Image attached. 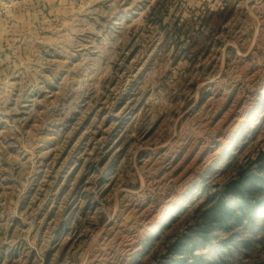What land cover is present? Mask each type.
I'll return each mask as SVG.
<instances>
[{
    "label": "rangeland",
    "instance_id": "obj_1",
    "mask_svg": "<svg viewBox=\"0 0 264 264\" xmlns=\"http://www.w3.org/2000/svg\"><path fill=\"white\" fill-rule=\"evenodd\" d=\"M3 1L0 264H264V0Z\"/></svg>",
    "mask_w": 264,
    "mask_h": 264
},
{
    "label": "trees",
    "instance_id": "obj_2",
    "mask_svg": "<svg viewBox=\"0 0 264 264\" xmlns=\"http://www.w3.org/2000/svg\"><path fill=\"white\" fill-rule=\"evenodd\" d=\"M258 161H260L259 174L249 175L240 170L236 177L223 185L217 193L214 205L204 218L205 222L208 223L214 219L225 221L235 213H238L237 219L240 215H245L250 220L257 218L264 208V153H259ZM176 244L173 245L176 246L174 249L182 254L180 241ZM182 261L184 262L185 259L182 258L179 263Z\"/></svg>",
    "mask_w": 264,
    "mask_h": 264
},
{
    "label": "crops",
    "instance_id": "obj_3",
    "mask_svg": "<svg viewBox=\"0 0 264 264\" xmlns=\"http://www.w3.org/2000/svg\"><path fill=\"white\" fill-rule=\"evenodd\" d=\"M7 2H4L3 0H0V42H2L4 39H2V35H3V31L5 33L6 31V26L4 25V22H3V15L1 14V12H3L4 10V7H6Z\"/></svg>",
    "mask_w": 264,
    "mask_h": 264
}]
</instances>
